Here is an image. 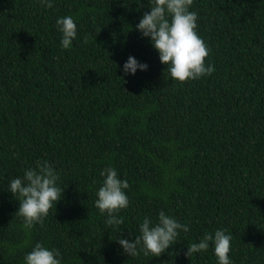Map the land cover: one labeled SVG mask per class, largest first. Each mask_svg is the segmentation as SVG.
I'll return each instance as SVG.
<instances>
[{"label": "trees", "instance_id": "16d2710c", "mask_svg": "<svg viewBox=\"0 0 264 264\" xmlns=\"http://www.w3.org/2000/svg\"><path fill=\"white\" fill-rule=\"evenodd\" d=\"M51 2L0 0V264L37 243L61 264H218L211 241L185 255L217 230L231 264H264V0H193L215 71L184 83L136 31L150 0ZM66 16L77 35L62 49ZM129 56L147 70L125 75ZM45 161L64 191L28 230L8 184ZM105 168L129 184L118 228L95 207ZM161 211L189 231L159 257H128L117 239Z\"/></svg>", "mask_w": 264, "mask_h": 264}, {"label": "clouds", "instance_id": "9594fccd", "mask_svg": "<svg viewBox=\"0 0 264 264\" xmlns=\"http://www.w3.org/2000/svg\"><path fill=\"white\" fill-rule=\"evenodd\" d=\"M40 2L47 8L53 6L51 0ZM192 4L193 0H150L149 11L136 25V31L143 38L150 39L170 79L180 83L211 75L215 71L212 65L205 64L209 49L196 32L198 16L195 11H189ZM56 24L62 35L60 46L68 49L77 35L76 23L71 16H66L57 19ZM147 67L129 56L122 70L125 75H134L137 70L146 71ZM100 175L105 178L96 193L95 207L102 215L107 214L106 225L118 228L123 224V218L117 214L128 207L125 190L129 184L118 178L114 168H105ZM58 180L59 174L45 161L37 162L35 169L30 168L24 171L21 178L9 182L8 192L18 197L16 215L23 219L25 229L31 230L35 224L42 223L49 211L62 199L64 188L58 184ZM139 231L140 235L132 241L117 239L128 257L137 256L140 251L145 256L151 254L152 257H159L174 245L180 231L188 232L189 228L161 211L154 225L146 218ZM231 240V235L224 230H217L214 236L206 234L199 243L188 246L185 255L190 257L194 253L207 251L211 241L218 264H231L228 256ZM59 256L58 250H49L37 243L25 256L24 264H61Z\"/></svg>", "mask_w": 264, "mask_h": 264}]
</instances>
